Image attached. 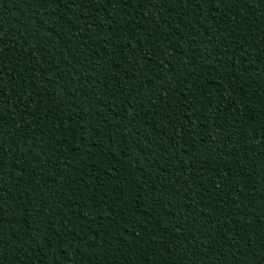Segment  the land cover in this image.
<instances>
[{
    "label": "trees",
    "instance_id": "16d2710c",
    "mask_svg": "<svg viewBox=\"0 0 264 264\" xmlns=\"http://www.w3.org/2000/svg\"><path fill=\"white\" fill-rule=\"evenodd\" d=\"M0 264H264V0H0Z\"/></svg>",
    "mask_w": 264,
    "mask_h": 264
},
{
    "label": "snow or ice",
    "instance_id": "6c2138e0",
    "mask_svg": "<svg viewBox=\"0 0 264 264\" xmlns=\"http://www.w3.org/2000/svg\"><path fill=\"white\" fill-rule=\"evenodd\" d=\"M46 2V0H45ZM73 3H76V0H72ZM85 6H91L92 3L95 2V0H83Z\"/></svg>",
    "mask_w": 264,
    "mask_h": 264
}]
</instances>
